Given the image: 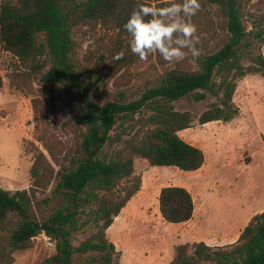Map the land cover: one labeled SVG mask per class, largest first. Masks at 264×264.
<instances>
[{
	"label": "trees",
	"instance_id": "1",
	"mask_svg": "<svg viewBox=\"0 0 264 264\" xmlns=\"http://www.w3.org/2000/svg\"><path fill=\"white\" fill-rule=\"evenodd\" d=\"M262 1L250 11L243 0H199L201 6L216 8L222 37L215 51L208 50L216 37L208 26L197 33L199 58L188 53L175 61L135 100L119 92L118 101L100 106L91 99L93 84L82 83L83 75L89 79L97 74L100 79V54L92 68L83 67L75 31L97 35L100 45L102 28L114 34L117 43H126L120 49L124 58L114 63L140 61L123 27L133 8L141 3L159 8L182 0H0V50L15 58L17 77L62 89L61 127L79 140L76 149L62 148L50 133L47 112L37 99L31 100L34 138L49 158L33 144L28 189L0 187V264H11L13 254L30 249L39 235L54 243V253L36 264H115L118 252L106 232L139 191L134 161L182 171H196L204 164L203 152L179 136L192 127V115L176 110L174 103L188 97L202 101L206 92L217 90L219 103L204 110L198 122H228L238 114L233 104L237 80L250 74L264 77L261 53L248 65L243 63L254 44H264ZM201 17L199 10L191 22ZM155 54L160 66L171 63ZM37 194L45 196L39 199ZM158 206L162 219L173 224L188 222L194 212L192 195L182 187L161 188ZM82 214H87L85 220ZM88 225L93 231L75 245ZM169 264H264V212L251 217L235 243L217 248L204 242L180 244Z\"/></svg>",
	"mask_w": 264,
	"mask_h": 264
},
{
	"label": "rangeland",
	"instance_id": "2",
	"mask_svg": "<svg viewBox=\"0 0 264 264\" xmlns=\"http://www.w3.org/2000/svg\"><path fill=\"white\" fill-rule=\"evenodd\" d=\"M258 1L243 0L250 11L255 10L253 4ZM260 8V13H264V0ZM200 14L202 17L194 22L197 33L213 27L216 37L208 50L215 51L222 37L217 27L216 8L205 4ZM74 37L78 43L77 58L83 67L92 68L100 54V79L97 74L89 79L82 76L84 85L93 84L91 99L100 106L118 101L119 92L128 101L137 99L149 82L175 62L160 66L154 53L147 61L116 64L113 57L126 43H117L114 34L100 28V45L98 36L85 29L76 30ZM259 53L264 56V44L256 43L246 53L244 65ZM16 64L14 57L0 50V187L9 191L28 189L33 144L49 158L34 138L36 121L32 99H37L40 109L47 112L50 133L62 148L73 150L79 143L70 129L61 127L65 121L60 111L62 89L42 85L37 80H22L16 75ZM220 98V92L215 90V93L206 92L202 101L188 97L174 103L176 110L192 115V127L180 131L179 136L203 152L204 164L200 169L182 171L171 166H150L143 159L134 161V174L141 178L139 191L106 232L108 240L117 245L115 264H168L177 245L237 234L252 214L264 212V77L250 74L237 80L233 104L238 114L228 122L215 121L201 126L200 114L211 104L219 103ZM53 186L54 183L49 189ZM123 186L130 184L124 182ZM166 186L182 187L192 195L194 217L190 227L162 219L158 196ZM45 195L37 194V198ZM86 218L87 214H82V220ZM92 231L91 226H86L74 244ZM53 253L54 243L39 235L33 239L30 249L13 254L11 264H36ZM74 264L83 263L74 260Z\"/></svg>",
	"mask_w": 264,
	"mask_h": 264
},
{
	"label": "clouds",
	"instance_id": "3",
	"mask_svg": "<svg viewBox=\"0 0 264 264\" xmlns=\"http://www.w3.org/2000/svg\"><path fill=\"white\" fill-rule=\"evenodd\" d=\"M200 8L199 0H182V3L159 8L143 3L136 5L123 25L131 36V52L140 61H147L153 53H158L167 62L183 60L188 53L199 58L202 54V49L197 47L200 38L191 18ZM123 58L124 52L113 57L114 60Z\"/></svg>",
	"mask_w": 264,
	"mask_h": 264
},
{
	"label": "crops",
	"instance_id": "4",
	"mask_svg": "<svg viewBox=\"0 0 264 264\" xmlns=\"http://www.w3.org/2000/svg\"><path fill=\"white\" fill-rule=\"evenodd\" d=\"M261 208H263V207H261ZM120 215V214H119ZM119 215L114 219V221H116L117 219H119ZM255 214H252V216H250L246 221H245V224H244V227L248 224L247 222H249V220L251 219V217H253ZM193 217H194V212H193V216H192V218L188 221V222H185V223H183V227H185V228H187V227H190L191 225H192V223H193ZM113 221V223H115ZM113 223H112V225H113ZM111 225V226H112ZM110 226V227H111ZM244 227H243V229H244ZM242 229V230H243ZM241 230V231H242ZM241 231L239 232L238 231V233L237 234H233V235H230V236H227V237H222V238H219V239H215V240H213V239H209L208 241H205L204 243L205 244H207L208 246H214V245H226V246H228V245H231V244H233V243H235L236 241H237V239L239 238V235H240V233H241ZM114 245H115V247L117 248V245L115 244V242H112ZM181 244H184V242L183 243H181ZM172 261V258H171V254H170V260H169V263ZM168 263V264H169Z\"/></svg>",
	"mask_w": 264,
	"mask_h": 264
}]
</instances>
